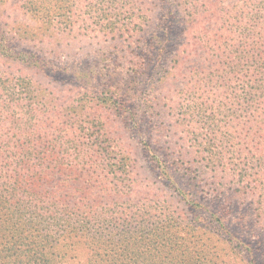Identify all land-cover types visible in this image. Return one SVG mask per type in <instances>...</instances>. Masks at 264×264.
Masks as SVG:
<instances>
[{
    "label": "trees",
    "instance_id": "1",
    "mask_svg": "<svg viewBox=\"0 0 264 264\" xmlns=\"http://www.w3.org/2000/svg\"><path fill=\"white\" fill-rule=\"evenodd\" d=\"M21 8L36 25L0 30V264L210 263L175 195L133 196L135 154L110 122L128 112L150 167L188 198L174 175L194 171L171 147L163 148L167 165L124 104L139 96L143 77L182 75L192 41L202 60L182 83L177 120L193 134L194 153L221 172L210 176L221 194L217 227L245 243L243 203L255 198L264 208V0H22ZM205 15L213 28L197 27ZM75 17L82 30L122 46L124 61L90 72L74 69L81 60L64 63L75 55L62 38ZM153 105L144 102L154 119ZM150 134L159 145L161 130Z\"/></svg>",
    "mask_w": 264,
    "mask_h": 264
},
{
    "label": "rangeland",
    "instance_id": "2",
    "mask_svg": "<svg viewBox=\"0 0 264 264\" xmlns=\"http://www.w3.org/2000/svg\"><path fill=\"white\" fill-rule=\"evenodd\" d=\"M139 1L142 2L143 0ZM21 5L22 0H5L0 5V30L9 31L15 25H36L34 18L27 14L21 8ZM82 6H84V2ZM74 20L76 21L74 22L72 33L64 34L62 38L72 41V44L67 49L68 51L72 50L75 55L74 58L65 59L64 63L74 62L72 61L73 59L81 60V64H75L74 69L90 72L91 69L97 70L96 68L98 67V70L101 69L99 62L108 65L115 62L117 65L119 62L124 61L122 56L127 53L122 46H111L109 42H104V37L100 33H95L94 31L86 32L79 27L80 23L76 17ZM197 24L200 29L213 28L215 26V22L209 20L206 15L199 16ZM54 32L59 36L61 35L56 29L53 30ZM197 47V41H192L190 48L193 50V54L182 68V75H178L177 79L162 78L159 70L153 73L151 78L143 77L137 89L139 96L124 104L125 108H129L135 113L137 123L143 133L141 135L142 138L148 140L152 148L165 159L167 165H169L171 157L166 155V150L163 148L171 147L172 154L186 161L185 166L190 167L191 171H194L189 176L187 175L188 173L185 175L183 171H179L174 175L178 180L177 183L187 190L188 198L181 200L180 196L175 194L177 193L176 191L173 194V188H167L164 185V179L156 172L157 170L154 171L150 167L151 155L145 151L143 142L140 141L141 139H139L135 129L126 123L128 122L126 119L129 115L128 112L124 114L121 112L117 119L112 116L111 118L114 121L110 122L112 125L115 124L117 126V136L130 146L135 154V167L132 169V177L136 179L132 185L134 189L133 196H149L156 192L161 198L170 200L175 195L173 205L178 210L185 212L187 219H191L195 233L203 238L206 253L209 254V264H264V208L259 209L255 203V198L246 200L242 205V209L250 213L249 231L242 238L246 244L237 242V239H227L221 227H217L218 224L214 217L215 214H218L221 218V194L215 192L213 180L210 178V176L214 177L217 175L221 179V172L214 173L205 166L207 163L206 157L194 153V147L191 145L193 134L186 131V126H183V123L181 124L177 120L178 104L182 100V93L180 92L182 83L188 80L191 67L202 60L199 56L201 52L198 55L195 54ZM107 57L111 58L110 61L104 62L103 60ZM0 67L3 66L0 64ZM113 78L117 81L120 79V75L115 74ZM111 81L113 82L112 79ZM123 84L125 86L128 84L127 77L123 79ZM208 91H210L209 87L203 88V92H201L203 93V98L205 100L212 98L215 101V105L218 106L220 97L215 95V93L209 94ZM144 102L154 103L153 108L158 114L157 117L153 119L150 108L146 112ZM215 114L217 122L221 125V109L219 112L216 111ZM157 128L161 130L163 135L160 139V144L154 145L150 133ZM116 130L114 129V131ZM181 156H185V158ZM188 205L195 208L194 212L188 210ZM235 206L238 207L240 205L235 203Z\"/></svg>",
    "mask_w": 264,
    "mask_h": 264
}]
</instances>
